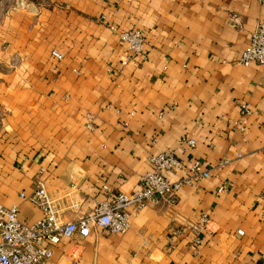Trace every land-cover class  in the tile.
<instances>
[{
  "label": "crops",
  "instance_id": "0c3cea01",
  "mask_svg": "<svg viewBox=\"0 0 264 264\" xmlns=\"http://www.w3.org/2000/svg\"><path fill=\"white\" fill-rule=\"evenodd\" d=\"M35 3L26 11L0 0V201L17 204L24 221L40 218L29 197L41 175L70 220L136 187L149 157L170 149L212 175L183 185L174 204L133 213L124 233L62 237L53 260L264 264V65L238 60L264 0ZM111 25L140 27L143 51L127 56ZM242 102L253 109L244 129ZM204 212L200 243L191 231L172 236Z\"/></svg>",
  "mask_w": 264,
  "mask_h": 264
},
{
  "label": "built area",
  "instance_id": "2783aa9c",
  "mask_svg": "<svg viewBox=\"0 0 264 264\" xmlns=\"http://www.w3.org/2000/svg\"><path fill=\"white\" fill-rule=\"evenodd\" d=\"M15 7L36 11L38 6L32 0H17ZM117 31L127 47V56L140 53L144 49L145 37L140 27L120 29L111 25ZM52 54L63 58L64 53L53 49ZM239 62L250 64L255 61L264 65V21L258 22L252 31L249 44L241 51ZM242 119L240 128H245V116L253 109L246 103L240 104ZM89 126H92L91 114ZM180 142L195 145L192 137L182 136ZM264 153V148H263ZM240 155V153H239ZM152 167L140 177L139 184L131 190L112 191L105 199L90 211L70 219L64 220L62 209L51 196L48 186L41 175L36 177V187L30 199L43 210V216L32 222L21 219L17 204L6 205L0 201V264H57L53 260L54 247L62 237H71L75 233L88 236L92 229L101 227L105 232H126L131 223L130 217L148 204H159L163 201L176 203L178 191L185 184L208 178L212 175V168L206 166L202 160L193 159L184 161L174 151L164 149L149 157ZM230 158L225 157L219 165L228 163ZM182 173L172 178L168 173ZM226 188V185L219 190ZM25 196L24 192H21ZM210 217L207 212L189 225L172 227V236L179 237L191 231L195 234L194 243L202 241L201 233L208 228ZM241 232V231H240Z\"/></svg>",
  "mask_w": 264,
  "mask_h": 264
},
{
  "label": "rangeland",
  "instance_id": "374dc122",
  "mask_svg": "<svg viewBox=\"0 0 264 264\" xmlns=\"http://www.w3.org/2000/svg\"><path fill=\"white\" fill-rule=\"evenodd\" d=\"M35 2H40L41 0H33ZM10 4L14 3L13 5H15L16 1L15 0H9Z\"/></svg>",
  "mask_w": 264,
  "mask_h": 264
}]
</instances>
